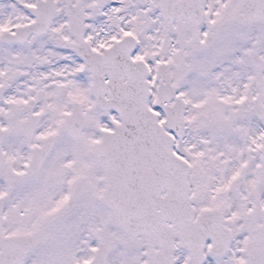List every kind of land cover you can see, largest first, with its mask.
<instances>
[{
    "label": "snow or ice",
    "instance_id": "snow-or-ice-1",
    "mask_svg": "<svg viewBox=\"0 0 264 264\" xmlns=\"http://www.w3.org/2000/svg\"><path fill=\"white\" fill-rule=\"evenodd\" d=\"M0 264H264V0H0Z\"/></svg>",
    "mask_w": 264,
    "mask_h": 264
}]
</instances>
